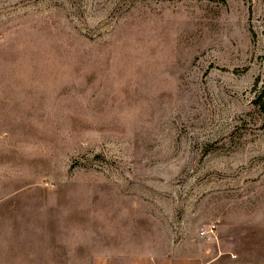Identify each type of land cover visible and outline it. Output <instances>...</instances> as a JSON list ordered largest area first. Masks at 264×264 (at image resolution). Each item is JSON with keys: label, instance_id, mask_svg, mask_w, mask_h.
I'll return each mask as SVG.
<instances>
[{"label": "rangeland", "instance_id": "1", "mask_svg": "<svg viewBox=\"0 0 264 264\" xmlns=\"http://www.w3.org/2000/svg\"><path fill=\"white\" fill-rule=\"evenodd\" d=\"M191 252L264 264V0H0V264Z\"/></svg>", "mask_w": 264, "mask_h": 264}, {"label": "crops", "instance_id": "2", "mask_svg": "<svg viewBox=\"0 0 264 264\" xmlns=\"http://www.w3.org/2000/svg\"><path fill=\"white\" fill-rule=\"evenodd\" d=\"M221 257L222 255L213 256L208 252L178 253L165 256L136 255L119 256L97 264H216Z\"/></svg>", "mask_w": 264, "mask_h": 264}]
</instances>
